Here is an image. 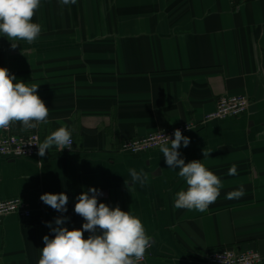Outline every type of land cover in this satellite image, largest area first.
Segmentation results:
<instances>
[{"label":"crops","instance_id":"1","mask_svg":"<svg viewBox=\"0 0 264 264\" xmlns=\"http://www.w3.org/2000/svg\"><path fill=\"white\" fill-rule=\"evenodd\" d=\"M32 22L42 26L32 44L13 49L0 36V67L39 85L48 122L10 128L38 133L42 143L63 126L73 145L60 152L53 146L43 157L0 156V200L20 197L31 209L28 218L4 217L0 264H38L43 237L55 235L47 222L57 227L56 218L82 229L86 221L74 206L89 188L101 193L98 203L141 219L151 237L144 264H208L210 252L223 247L255 249L264 258V0H41ZM225 94L246 95L248 110L204 121ZM189 121L200 125L184 135L190 144H181V158L201 160L222 183L203 213L174 207L187 185L159 148H122ZM233 164L237 174L228 175ZM129 169H143L148 182L132 185ZM241 185L242 198L226 199ZM61 192L66 212L40 199Z\"/></svg>","mask_w":264,"mask_h":264},{"label":"clouds","instance_id":"2","mask_svg":"<svg viewBox=\"0 0 264 264\" xmlns=\"http://www.w3.org/2000/svg\"><path fill=\"white\" fill-rule=\"evenodd\" d=\"M77 0H59L61 6L74 5ZM41 0H0V36L6 37L15 49L19 41L34 43L42 31L33 17L39 9ZM39 85L30 86L17 80L5 67H0V130H8L19 123L22 131L36 129L41 123L48 122L49 108L37 94ZM191 129V128H189ZM170 142V146H169ZM190 144V138L182 135L180 129L174 131V139L164 136L159 144L165 163L170 169L179 168L178 176L186 182L187 189L175 194L176 209L206 212L220 196L222 183L220 178L210 171L201 160L185 163L178 149ZM38 155L43 157L53 146L60 152L65 148L72 149V132L66 127H59L51 132L42 143L35 144ZM203 155L209 153L203 150ZM132 185L141 186L148 182V174L141 169H129ZM237 167L232 165L228 175H236ZM128 187V180L125 181ZM91 193V195H89ZM101 194L96 188H89L77 197L74 206L76 214L86 222L82 229L69 230L63 227L67 217L56 218L55 225L47 222V226L55 233L53 238L43 237L44 247L41 250L38 264H141L150 245L151 237L140 218L119 206L109 207L106 203H98ZM245 195L243 185L239 189L226 194V199H239ZM47 206L58 212H66L68 196L45 193L40 197ZM97 229L102 234H97ZM91 233L84 238V232Z\"/></svg>","mask_w":264,"mask_h":264},{"label":"built area","instance_id":"3","mask_svg":"<svg viewBox=\"0 0 264 264\" xmlns=\"http://www.w3.org/2000/svg\"><path fill=\"white\" fill-rule=\"evenodd\" d=\"M254 1V0H240ZM250 106V99L244 94H225L217 101L216 109L205 116L204 121L212 119H225L232 116L244 114ZM200 124L189 121L181 122L170 128L150 132L145 136L126 140L122 143V148L132 153L146 152L159 148L164 136L174 139V131L180 129L182 135H186ZM191 128V129H189ZM40 135L32 133L30 135H19L11 128L2 130L0 133V156L5 158H28L38 156ZM170 144V142H169ZM16 214L22 218L31 215V209L27 202L20 197L0 200V225L7 215ZM149 245L141 264L146 263L150 252ZM263 256L255 249H237L234 247H223L210 252L207 258L208 264H262Z\"/></svg>","mask_w":264,"mask_h":264}]
</instances>
